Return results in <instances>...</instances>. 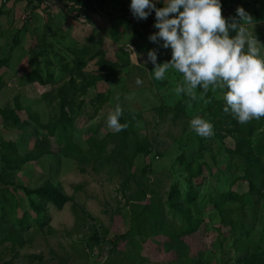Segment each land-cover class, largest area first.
<instances>
[{
	"label": "rangeland",
	"instance_id": "374dc122",
	"mask_svg": "<svg viewBox=\"0 0 264 264\" xmlns=\"http://www.w3.org/2000/svg\"><path fill=\"white\" fill-rule=\"evenodd\" d=\"M6 1L0 264H249L262 254L264 118L237 123L219 89L195 101L178 94L174 69L155 80L148 51L162 64L171 49L148 39L154 12L127 18L128 0ZM221 2L228 18L244 7L264 44V0ZM117 105L127 126L114 133L106 117ZM197 116L214 124L213 137L191 130Z\"/></svg>",
	"mask_w": 264,
	"mask_h": 264
},
{
	"label": "clouds",
	"instance_id": "9594fccd",
	"mask_svg": "<svg viewBox=\"0 0 264 264\" xmlns=\"http://www.w3.org/2000/svg\"><path fill=\"white\" fill-rule=\"evenodd\" d=\"M158 3L163 7H157ZM130 11L138 21L154 12L157 31L148 39L155 44L162 41V48L171 49L170 61L162 64L155 49L148 51L155 80H165L169 69H174L183 77L178 94L195 101L210 88L219 89L224 112H230L237 123L264 118V44L250 30L253 17L244 7L228 18L222 13L221 0H131ZM141 83L138 79L137 84ZM198 88L203 90L199 96ZM122 116L117 105L107 114L108 129L123 131L127 125L121 123ZM190 128L202 138L215 135L214 124L200 116L191 119Z\"/></svg>",
	"mask_w": 264,
	"mask_h": 264
},
{
	"label": "trees",
	"instance_id": "16d2710c",
	"mask_svg": "<svg viewBox=\"0 0 264 264\" xmlns=\"http://www.w3.org/2000/svg\"><path fill=\"white\" fill-rule=\"evenodd\" d=\"M40 2H44V1H49V0H39ZM90 1V0H89ZM105 63V64H104ZM80 66H83L82 62L79 63ZM78 65V66H79ZM79 66V67H80ZM75 69V68H74ZM101 70L107 71L110 69V66L107 65L106 62H102L101 63ZM76 70V69H75ZM101 78V77H100ZM61 93L65 94L66 93V89H62ZM64 106V105H63ZM121 123L125 124V116L123 115L121 117ZM76 148H79V146H75ZM42 153L38 154V157L46 154L47 151H41ZM40 193H42L45 197L47 198H51L52 200H54L55 202L59 203V204H65L68 201L67 196L63 195L62 193L54 190V189H49V188H40L38 190ZM248 263L249 264H264V250L262 251V254L260 256H256L254 254L250 255L249 259H248ZM188 264H207L205 261L201 260H196L194 259L193 261H191Z\"/></svg>",
	"mask_w": 264,
	"mask_h": 264
},
{
	"label": "crops",
	"instance_id": "0c3cea01",
	"mask_svg": "<svg viewBox=\"0 0 264 264\" xmlns=\"http://www.w3.org/2000/svg\"><path fill=\"white\" fill-rule=\"evenodd\" d=\"M128 2H129V5H130V3H131V0H128ZM157 7H163V4L162 3H158L157 4ZM130 14H132V13H130ZM155 14V13H154ZM133 16L132 15H127V18L128 19H130V18H132ZM133 32V31H132ZM123 37H125V39L126 40H130L132 37H133V34H128V35H125V36H123ZM129 46H131L132 48H135V50H136V52L135 53H133V52H131V50H130V54H129V57H131V63H132V67L135 69V68H137V67H139V69H140V67H142V64L139 62V60L137 59V58H139V57H137V47L136 46H134V45H129ZM129 46H127V48H126V50H128L129 48ZM134 57H136V58H134ZM143 57V56H142ZM135 59H136V61H135ZM139 69H137V70H139Z\"/></svg>",
	"mask_w": 264,
	"mask_h": 264
},
{
	"label": "built area",
	"instance_id": "2783aa9c",
	"mask_svg": "<svg viewBox=\"0 0 264 264\" xmlns=\"http://www.w3.org/2000/svg\"><path fill=\"white\" fill-rule=\"evenodd\" d=\"M6 1V0H5ZM7 2V1H6Z\"/></svg>",
	"mask_w": 264,
	"mask_h": 264
}]
</instances>
